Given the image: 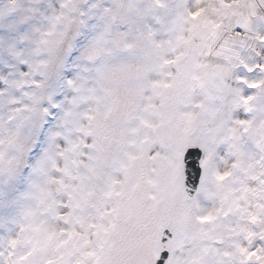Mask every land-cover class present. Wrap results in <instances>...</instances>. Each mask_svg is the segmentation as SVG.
I'll return each instance as SVG.
<instances>
[{"label":"snow or ice","instance_id":"snow-or-ice-1","mask_svg":"<svg viewBox=\"0 0 264 264\" xmlns=\"http://www.w3.org/2000/svg\"><path fill=\"white\" fill-rule=\"evenodd\" d=\"M0 264H264V0H0Z\"/></svg>","mask_w":264,"mask_h":264}]
</instances>
